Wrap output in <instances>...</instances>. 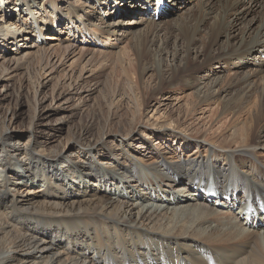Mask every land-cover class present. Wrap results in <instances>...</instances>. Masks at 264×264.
<instances>
[{
    "label": "bare ground",
    "instance_id": "obj_1",
    "mask_svg": "<svg viewBox=\"0 0 264 264\" xmlns=\"http://www.w3.org/2000/svg\"><path fill=\"white\" fill-rule=\"evenodd\" d=\"M58 1L0 0L3 20L6 12L27 17L42 11L47 18L23 21L24 29L12 31L13 23L6 27L0 22V84L7 83V91L18 78L15 106L4 109L0 103V264H264V135L255 118L248 126L231 122L210 141L187 137L177 127L139 125L149 98L138 97L142 91L124 67L125 52L100 44L105 34L119 41L132 34L137 70L145 74L150 70L145 62L153 56L149 48L159 38L157 27L191 0H67L62 7ZM105 1H117L122 11L126 6L135 11L139 2L143 18L136 25L146 24L145 33H124L120 20L93 23V5L106 11L110 5ZM187 11L177 12L174 22L162 27L165 39L175 33L169 29H176L183 40L177 52L182 59L171 68L170 81L184 75L185 86L193 87L185 79L194 56L202 57L201 66L241 58L248 69L237 72L241 81H264V0H223L217 7L199 0ZM86 12L89 21L83 20ZM61 19L67 22L64 28ZM59 26L68 37L57 34ZM93 26L99 27L100 38L90 30ZM47 31L56 36L45 37ZM168 40L158 54L168 50ZM154 59V72L166 85ZM106 65L118 75L99 93L104 96L96 103L104 117L97 123L100 129L95 131L94 115L72 138L68 134L62 141L53 132L39 141L33 131L48 126L42 124L50 113L46 105L70 115L87 109L99 88L89 84ZM218 67L205 77L213 78L206 93H195L196 107L214 97ZM32 69L37 82L28 90L21 80ZM24 92L33 97V114L26 133L14 135ZM6 97L0 95V101ZM233 104L223 103L221 114ZM46 143L58 148L55 159L42 158ZM18 170L25 174L18 176ZM137 171L139 181L133 178Z\"/></svg>",
    "mask_w": 264,
    "mask_h": 264
},
{
    "label": "rangeland",
    "instance_id": "obj_2",
    "mask_svg": "<svg viewBox=\"0 0 264 264\" xmlns=\"http://www.w3.org/2000/svg\"><path fill=\"white\" fill-rule=\"evenodd\" d=\"M67 0H59L58 3L60 4V7L66 5ZM199 1V0H198ZM197 0H191V1H184V5H178L179 10L175 11L174 13L172 12L171 14H168L166 18L162 20V24L158 26V34L159 38L154 42V44L149 48L151 50V53L153 54L150 55L148 58L147 62H145L147 65V68H150V70H147L145 74L140 73L137 68H138V63L136 60V57L133 52V48L131 47L132 44L130 43V38L132 39L133 37L128 36L127 38H121L123 40H117L115 38H106L107 34H105V38H101L100 44L105 48L110 50L112 47L118 46L120 49L123 50L125 59H124V67L130 74L131 78L133 77V81H137V85L140 88V94H138V97L144 96V100L149 98L148 104L145 106H142V110H145V114H143L142 119L138 120L139 125L141 124H147L148 126H161V125H166L168 127H177L180 130H186L187 137H192L190 134H194L197 137H202L207 141H210L211 137L216 136L222 132V130H226L229 124L231 122H236L240 124H245V125H250L253 123V120H255L258 123V133L259 135H264V81L260 79V77H254L252 78L251 81L246 80L245 82L241 81V75H239L237 72L239 71H245L248 69H244L242 65L240 64L243 59L239 58L237 60H230V61H225L224 63L216 61V62H211L209 65H203L201 66V61L203 60L202 57H200L198 60H196L195 56L190 58L191 62L188 65L187 69L190 70L189 75L185 80L192 81L193 87L191 86H185L184 84V75L180 76V80H172L170 81V71L172 70L171 68H175V66L180 64V61L182 59V54L179 56L177 52L179 53L182 50L183 46V40L180 38L179 35H176L178 31L175 29H169L170 32H175L172 33L170 38L165 39L167 36H165V28L163 29L162 27L165 26L166 24H169L170 22L173 23L176 17H178L177 12H180L179 14L183 13L184 15L187 14V9L193 8V6L196 5L198 2ZM208 2H211L214 7H217L223 0H207ZM101 2V1H100ZM106 4L110 5L108 6V9L104 11L103 9H99V7L95 4L93 5V10H95V19L93 23L96 25L103 21V23H108L111 20L113 22L120 20V24L122 25L121 30L125 33H128V31H131L133 33V36H141L145 31L147 30L148 26L146 24H138L136 25V22L138 20H141L143 18V14L140 11L141 7L139 6V2L135 3L138 7V9H135V11L127 10V6L125 8L126 14L123 13L122 11V6L118 4L117 1H105ZM116 3V4H115ZM233 3V0H232ZM85 4V3H84ZM89 4V2L87 3ZM131 3H128V5ZM134 5V4H133ZM7 6V5H5ZM120 10L119 13L116 12V10ZM213 11H215V8H212ZM241 9V8H239ZM238 9V10H239ZM230 9H228V13ZM111 12L110 16H105L103 15L104 13ZM87 13V12H86ZM99 13V14H98ZM6 14V20H3V17L0 18V22L4 24L6 27H8V22L13 25L11 26V31L16 30L19 27L22 30L25 28V25L23 24V21L26 23H29L32 20L35 19H47L45 18L46 13H42V11L38 12L37 15H28L25 17V14H22V12H18V14L14 15L13 13H5ZM8 14V15H7ZM20 14V16H19ZM43 14V16H41ZM176 14V15H175ZM123 15V16H122ZM10 16V17H9ZM32 16V17H31ZM83 20L89 21L91 20V16L89 13L83 14ZM117 16V17H116ZM174 16V17H173ZM251 15H248L247 18H250ZM100 18L101 20H99ZM246 18V20H247ZM5 19V17H4ZM29 19V20H28ZM147 22H153L152 20H149L148 18H144ZM173 20V21H172ZM246 20H243V24L245 23ZM82 20H78V23L80 24ZM83 22V21H82ZM160 21L155 20L153 23H159ZM59 25H62L61 27L64 28L66 26L67 22L61 19V22L58 23ZM131 24V25H130ZM255 23H251L250 25V30L254 29ZM61 27L59 26L57 30V34L59 35ZM100 27H103L100 26ZM161 28V29H160ZM99 27L98 26H93L92 28L90 27V30L92 33H96L100 38V32L96 31ZM120 29V28H119ZM143 30V31H142ZM62 34V35H61ZM120 32H118L116 35L118 38ZM56 36L53 32H46L45 37H51V36ZM164 35V36H163ZM203 35V33L201 34ZM60 37H68L67 32H60ZM223 37V36H220ZM129 38V39H128ZM126 39V40H125ZM164 39V40H163ZM169 39V40H168ZM168 40L169 46L168 50L162 52V54H158V52H161L162 49V44ZM96 47L98 45H95ZM94 45H89L90 48H94ZM131 47V48H130ZM198 47V44L197 46ZM99 48V46H98ZM132 49V50H131ZM197 52L200 51V48L196 49ZM195 54V53H192ZM257 54V52H255ZM155 55V65L160 64L161 69L164 71L163 73V79L167 82L166 85L162 84V81L159 79V76L156 75L153 69V58ZM158 55L161 57L159 58ZM178 55L176 58L175 56ZM180 58V59H179ZM264 61V57H262ZM162 62V64H161ZM230 63V64H229ZM238 66H237V65ZM162 65V66H161ZM219 66L215 71L218 72L216 74V78L218 79V86L214 88L215 93L214 97H210L208 102H205L203 105H200L196 107L197 100L195 96V93H199L203 95L206 93V90L209 89L210 87V80L213 78L206 79V75H212V72L214 71V67ZM105 67L103 70L99 71L97 77L91 82L92 84H89L90 89H94V83L97 84L98 88V93L94 92L93 95V101L89 100L88 104L89 106H86L87 109H80L77 113L74 115H70L71 112H63L64 110L62 109H48L49 105H46L45 113L46 111H50V113H46L45 121L42 122V124L45 123L46 127L44 128L43 131H40V127H36L34 129V135L37 137L39 141H43L47 139V136L50 135L53 132L55 133L56 136H60L62 138V141L65 137H68V134H70L69 138H72V133H75L76 131L78 132L81 130L84 126H89L91 119L94 118V115L97 116L95 117V131L98 130L99 126L97 123H99L102 118H104L101 113H97L98 107L97 104L101 99L104 98V96H99V93H105L107 90V86H109V82L115 79V75H118L117 69H115L114 66H108ZM212 68H211V67ZM113 69H111V68ZM32 69L30 71V75H23V80L22 82L26 83L27 89L31 90V84L33 83L34 85L36 84L35 81L37 82V73L35 70ZM116 71V72H115ZM34 72V73H33ZM113 72V73H112ZM142 72V71H141ZM166 73V74H165ZM169 73V74H168ZM35 74V75H34ZM219 74V75H218ZM264 75V74H262ZM111 77V78H110ZM195 77V78H194ZM198 77V79H196ZM205 78V79H203ZM108 80V82H106ZM30 82V83H29ZM164 82V81H163ZM106 83V84H105ZM170 83V85L168 84ZM191 83V82H190ZM7 83H1L0 84V95L6 94V98L4 101H0L1 104H3V108L7 109L9 107H14L15 106V100H14V95L17 86H18V78L13 79L10 81L9 86L6 88H3L4 85ZM32 84V86H34ZM162 84V86H161ZM161 86V88H160ZM52 87L51 84L48 85V88L45 89L46 91H49L50 88ZM222 88L224 91L223 93L221 91H218V88ZM146 88V89H145ZM148 90V91H147ZM102 91V92H101ZM148 92V93H147ZM145 93V94H144ZM21 94V101L20 103H17V107L19 109V116L16 119V130L13 131L12 133L14 135L18 134H24L27 131V126L30 121V117L33 114V100L32 96ZM144 94V95H143ZM148 95V96H147ZM246 95V96H245ZM242 96V97H241ZM154 99V100H153ZM234 102L233 106L231 109H229V112L227 114H221V109H223L222 104L223 103H232ZM50 104V103H49ZM93 104V105H92ZM95 106V107H94ZM102 107V106H101ZM222 107V108H221ZM103 108V107H102ZM94 110V111H93ZM67 111V110H66ZM93 111V116H91L90 112ZM99 114V115H98ZM164 114V115H163ZM229 114V115H228ZM232 114L235 116L232 118ZM45 117V116H44ZM93 117V118H92ZM151 117V118H149ZM167 117V118H166ZM65 118L66 120H63ZM97 118V119H96ZM190 118V119H189ZM168 119V120H167ZM123 125L128 124V120L126 117H123ZM89 123V124H88ZM170 123V124H169ZM173 123V124H172ZM85 124V125H84ZM116 126V125H115ZM110 130V133H114L115 129ZM100 129V128H99ZM256 132V134H258ZM74 137V135H73ZM97 137V134H96ZM99 139V138H95ZM73 140V139H72ZM64 143V142H62ZM65 145V144H64ZM54 144H49L46 143L43 146V149L41 148L42 152V158L43 159H48L52 160L55 159L54 156L56 154L55 150L56 148ZM63 147L59 146V148ZM49 156V157H48ZM249 161V158H247ZM14 164V163H13ZM17 164V163H16ZM20 169V168H19ZM18 176H21L24 173V170H18L17 172ZM136 181H139L141 178V175L138 173V171L135 173L133 176ZM37 187V186H36ZM36 187H32L33 190H37ZM31 188V187H30ZM148 201V199H146ZM174 205V203H170L169 206Z\"/></svg>",
    "mask_w": 264,
    "mask_h": 264
}]
</instances>
